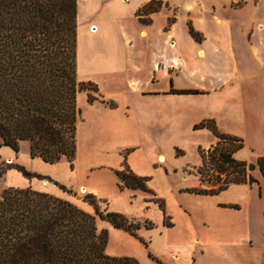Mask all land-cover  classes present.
I'll list each match as a JSON object with an SVG mask.
<instances>
[{"label":"crops","instance_id":"obj_1","mask_svg":"<svg viewBox=\"0 0 264 264\" xmlns=\"http://www.w3.org/2000/svg\"><path fill=\"white\" fill-rule=\"evenodd\" d=\"M152 1L161 2L160 10L137 16ZM258 5L259 0H77V73L103 91L121 81L124 89L104 92V99L113 101L114 108L89 104L85 95L77 96L82 123L75 132L72 166L67 161L49 164L30 158L25 169L62 186L84 188L86 195L104 203L109 212L152 224L150 229L137 231L145 247L138 238L96 218L97 231L107 233L108 256L132 257L139 264H264V240L258 242L252 236L249 185L232 184L215 195L191 192L193 185L183 179L182 170L171 165L151 134L156 117L146 109L151 104L181 105L186 100L182 97L208 94L198 86L203 79L198 59L207 50L218 51L220 45L230 44L229 26L224 28L223 22L230 24L234 13ZM170 8L177 11L173 20ZM188 20L193 28L187 26ZM207 26L212 29L211 37L205 33ZM254 30L263 42L264 25L256 19L245 30L246 36ZM191 31L201 32L204 39H194ZM181 75L194 85L177 86L174 79ZM160 80L169 87L144 86ZM104 84L109 86L104 88ZM172 90L190 93L173 94ZM158 119V125L168 124L164 114ZM123 169L146 179V190L123 186L118 176ZM12 173L24 184L7 179L11 188L30 187L43 193L47 192L40 189L47 188L51 191L47 194L94 214L90 204L76 202L55 185L47 182L43 188L38 179L32 182L13 169L7 175ZM259 232L264 233L263 227Z\"/></svg>","mask_w":264,"mask_h":264},{"label":"trees","instance_id":"obj_2","mask_svg":"<svg viewBox=\"0 0 264 264\" xmlns=\"http://www.w3.org/2000/svg\"><path fill=\"white\" fill-rule=\"evenodd\" d=\"M160 8L161 2L152 1L137 16ZM76 13V0H0V147L17 152L18 143L27 141L32 158L49 164L64 158L72 166L80 112L76 98L84 90L76 79ZM191 35L196 39L192 31ZM85 86L92 87L88 103L98 101L96 86L90 82ZM197 129H208L217 139L202 151L197 170L200 176L212 170L213 187L191 192L215 195L232 184L254 182L249 174L253 166L233 158L242 148L240 139L219 132L213 120L202 121ZM259 168L264 177L261 159ZM16 169L26 178H43L22 167ZM118 176L123 186L146 190V179L126 169ZM90 205L93 215L30 187L4 189L0 193V264H139L132 257L105 253L107 233L97 231L96 217L138 238L145 247L137 231L152 224Z\"/></svg>","mask_w":264,"mask_h":264},{"label":"rangeland","instance_id":"obj_3","mask_svg":"<svg viewBox=\"0 0 264 264\" xmlns=\"http://www.w3.org/2000/svg\"><path fill=\"white\" fill-rule=\"evenodd\" d=\"M233 6L236 7L237 5ZM238 6L243 8L242 4ZM169 11L172 16L171 19L176 18V9L170 8ZM252 19H256L264 25V0H259L256 9L248 6L234 13L229 20L230 24L228 21L223 22L224 28L229 26L230 44L227 46L219 44L220 50H207L205 56L198 59L197 67L203 73V79L198 82V86L208 91V94L182 97L186 100L181 105L173 102L164 108L157 104H151L146 106V109L150 110L156 117L157 126L153 128L151 134L157 144L160 145L166 158L171 159V165L179 171L182 170L183 179L193 185L189 188L190 190L205 191L213 187L212 170L206 172L204 176H200L197 170L202 164V151H206L214 145L217 139L208 129L194 130L196 125L205 120H213L219 132L242 141V148L233 154V158L253 166L249 172L254 182L248 186L250 188L248 208L254 225L252 236L259 242L264 240V233L259 232L262 227L264 229V177L259 168V160L261 159L264 170V39L263 42H260L259 32L255 30L252 36L250 34L246 36L245 30L250 26ZM187 24L188 27H192L191 21L188 20ZM193 33L198 41L204 39L201 32L194 31ZM205 33L211 37L213 35L211 27L207 26ZM170 69L174 71L176 68L170 66ZM182 75L174 79L175 84L180 88L192 87L194 82ZM85 77L77 73L76 41V79L77 82L83 83L84 87V90L77 96L79 94L86 97L93 95L92 87L85 86L89 82ZM92 84L96 86L94 96L98 98V101L93 104L99 102L100 106L105 109L110 108L115 103L105 100L104 92L124 89L123 81L118 84L114 83L105 91L101 89L99 84L95 82ZM103 86L107 88L109 85L104 84ZM144 86L146 89L163 90L169 87V83L160 80L155 85L146 84ZM160 114L167 117L168 124L166 126L158 125ZM81 123L82 110L76 115V128ZM9 157L12 161H8ZM30 158L32 157L27 141L18 143L17 152L9 146L0 147V193L4 189L11 188L7 184V179L13 184H24L20 176L13 173L7 175V172L11 169L18 171L16 167L25 169ZM61 161L67 160L63 158ZM206 169L209 168L206 167ZM26 179H32L34 182V179L38 178ZM38 181L43 188L47 184L42 185V182L46 181L66 192L70 197L76 199V202L93 203L100 207V211L104 212L105 210L104 203L82 193L80 190L62 186L49 177H43ZM61 187H64L65 190ZM32 188L37 187L32 186ZM40 191L51 193L47 188L40 189ZM70 203L75 205V202Z\"/></svg>","mask_w":264,"mask_h":264},{"label":"bare ground","instance_id":"obj_4","mask_svg":"<svg viewBox=\"0 0 264 264\" xmlns=\"http://www.w3.org/2000/svg\"><path fill=\"white\" fill-rule=\"evenodd\" d=\"M80 191H81L82 193H86V190H85L84 188H81Z\"/></svg>","mask_w":264,"mask_h":264},{"label":"water","instance_id":"obj_5","mask_svg":"<svg viewBox=\"0 0 264 264\" xmlns=\"http://www.w3.org/2000/svg\"><path fill=\"white\" fill-rule=\"evenodd\" d=\"M43 183H44V184H47V182H46V181H44Z\"/></svg>","mask_w":264,"mask_h":264}]
</instances>
